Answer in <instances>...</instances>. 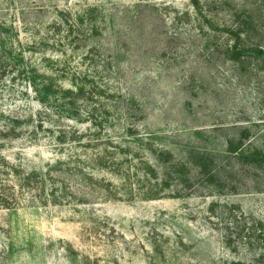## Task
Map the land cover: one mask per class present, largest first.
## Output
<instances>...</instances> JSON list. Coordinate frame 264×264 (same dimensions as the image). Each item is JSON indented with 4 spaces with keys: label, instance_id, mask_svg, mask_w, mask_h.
<instances>
[{
    "label": "rangeland",
    "instance_id": "374dc122",
    "mask_svg": "<svg viewBox=\"0 0 264 264\" xmlns=\"http://www.w3.org/2000/svg\"><path fill=\"white\" fill-rule=\"evenodd\" d=\"M260 136L264 0H0V264H254Z\"/></svg>",
    "mask_w": 264,
    "mask_h": 264
},
{
    "label": "trees",
    "instance_id": "16d2710c",
    "mask_svg": "<svg viewBox=\"0 0 264 264\" xmlns=\"http://www.w3.org/2000/svg\"><path fill=\"white\" fill-rule=\"evenodd\" d=\"M81 17L76 16L75 20H80ZM63 20L60 19L58 23H63ZM249 25V24H248ZM239 39V38H238ZM255 54L260 55V49L257 48L254 50ZM238 58H235L234 61H237ZM50 79H52L50 77ZM47 83V82H45ZM32 87L34 91L37 93V90H35L36 86H34V83L32 82ZM47 85V84H46ZM245 134H246V130ZM244 134V135H245ZM247 136V134H246ZM244 136L243 139L246 137ZM259 143L257 145L251 144V142L248 144V147L245 149L244 152L240 151L239 154L235 155L236 159L243 164L249 166L253 169H258L262 172L264 175V136L259 137ZM242 139V138H241ZM242 139V140H243ZM241 140V141H242ZM227 150L226 152L230 155H233L234 153H237L241 144H239V147L234 145L231 141H227ZM253 145V146H252ZM189 158V167L188 169H192L194 176H200L203 179H207L208 182L214 181L218 174V169H215L214 166V155L211 154L208 151H199L191 149L189 150V154L187 156ZM186 166V165H185ZM184 166V162L179 164V171L182 172L183 170H186L187 168ZM183 173V172H182ZM4 186V182L0 181V206L3 205L5 199L4 193L1 191V187ZM253 230L255 234H250V232ZM249 235L246 239H248V247L259 246L261 249H263L260 253L257 254V256H254L252 263L254 264H264V225L260 224L257 227H250L248 229ZM255 239H253L254 237ZM253 241V242H251Z\"/></svg>",
    "mask_w": 264,
    "mask_h": 264
}]
</instances>
